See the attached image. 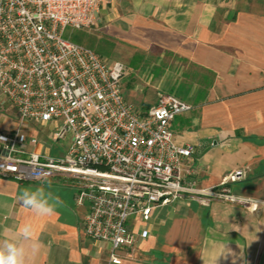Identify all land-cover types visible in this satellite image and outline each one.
<instances>
[{"label": "crops", "instance_id": "obj_1", "mask_svg": "<svg viewBox=\"0 0 264 264\" xmlns=\"http://www.w3.org/2000/svg\"><path fill=\"white\" fill-rule=\"evenodd\" d=\"M87 33L105 62L124 63L149 80L142 92L138 83L123 89L138 111L155 103L162 88L193 105L175 116L171 130L178 144L193 146L196 184L218 185L241 168L244 177L231 184L232 192L257 203L204 207L183 199L157 207L148 221L131 220L148 236L135 252H121L122 264H264V0H112L101 5ZM208 73L211 84L203 83ZM32 126L0 97V134L21 130L37 140L28 150L64 152L66 146ZM69 179L77 183H61ZM79 185L64 175L42 182L0 178V238H19L30 224L31 237L22 241L26 264H107L109 246L83 233L88 206L75 203ZM39 186L62 201L50 216L18 199Z\"/></svg>", "mask_w": 264, "mask_h": 264}, {"label": "built area", "instance_id": "obj_2", "mask_svg": "<svg viewBox=\"0 0 264 264\" xmlns=\"http://www.w3.org/2000/svg\"><path fill=\"white\" fill-rule=\"evenodd\" d=\"M112 0H0V97L22 120L53 124L54 141L66 140L62 154L28 150L35 137L21 130L0 134V178L44 181L54 175L76 179L77 205H87L83 233L109 246L107 264H122L148 231L131 220L148 221L153 210L190 199L257 205L235 195L231 184L244 177L238 168L225 181L199 187L191 178L193 146L176 142L175 116L193 105L169 91L138 111L127 102L119 61L105 62L90 47L65 38L66 28L96 26L101 5ZM59 123V125H58Z\"/></svg>", "mask_w": 264, "mask_h": 264}, {"label": "clouds", "instance_id": "obj_3", "mask_svg": "<svg viewBox=\"0 0 264 264\" xmlns=\"http://www.w3.org/2000/svg\"><path fill=\"white\" fill-rule=\"evenodd\" d=\"M19 201L38 215L50 216L62 204L59 197H54L44 186L35 189L26 188L19 196ZM31 225L25 224L19 238H0V264H26V249L22 241L31 237Z\"/></svg>", "mask_w": 264, "mask_h": 264}, {"label": "rangeland", "instance_id": "obj_4", "mask_svg": "<svg viewBox=\"0 0 264 264\" xmlns=\"http://www.w3.org/2000/svg\"><path fill=\"white\" fill-rule=\"evenodd\" d=\"M88 33L87 31H79V30H73L71 28H66L64 30V33H63V36L65 38H70L71 40L75 41V42H78L80 44H83V45H86L88 47H90L91 49H93L96 53H97V50H95V48H93L89 42H88V37H87ZM101 56V55H99ZM113 62V61H112ZM123 65L126 67V74L122 80V85H123V89L125 90H129L130 88L133 87L134 84H139V86L141 87L140 88V92L143 91V88H144V82H149L148 79H146L143 75H141V73L139 74V72L135 71V70H130L124 63ZM195 74V71L193 69H189V75L193 76ZM197 75H198V72H197ZM211 80V75L208 73L204 76L203 78V83H206V82H210ZM167 83H170L169 80H164V85H166ZM142 84V85H141ZM147 87V86H146ZM162 89H165V90H161V91H166V90H169V92H172V93H175L176 95H178V97L182 98L185 100V95H180L178 94L176 91H174L173 89H167V88H162ZM186 89V88H185ZM185 89H182V91H185ZM187 92L190 91V89H186ZM181 91V92H182ZM158 94V93H157ZM187 101V99H186ZM29 123V122H28ZM33 126V129L36 131V132H40V134L48 139H50L51 135L53 134V132L55 131V129L57 128V123H53V124H32ZM59 125V123H58ZM52 144H54L55 146H58V147H62L64 148L66 145H67V141L66 140H58L57 142H52ZM62 184H69V185H74L75 182L74 180H68V181H63L61 182ZM138 246H136V248L134 249V252L135 250L137 249ZM165 250H170V248L168 249H165ZM133 252V251H132ZM166 252V251H165ZM168 253V252H166ZM108 259V258H107Z\"/></svg>", "mask_w": 264, "mask_h": 264}, {"label": "trees", "instance_id": "obj_5", "mask_svg": "<svg viewBox=\"0 0 264 264\" xmlns=\"http://www.w3.org/2000/svg\"><path fill=\"white\" fill-rule=\"evenodd\" d=\"M212 80V79H211ZM211 80H210V82H209V84H211ZM262 175H260L259 177H261Z\"/></svg>", "mask_w": 264, "mask_h": 264}]
</instances>
